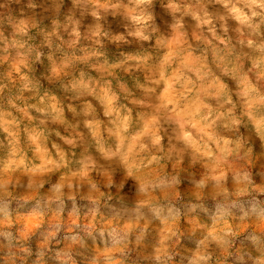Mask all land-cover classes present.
Listing matches in <instances>:
<instances>
[{
  "label": "rangeland",
  "instance_id": "374dc122",
  "mask_svg": "<svg viewBox=\"0 0 264 264\" xmlns=\"http://www.w3.org/2000/svg\"><path fill=\"white\" fill-rule=\"evenodd\" d=\"M227 11L0 0V264H264V25Z\"/></svg>",
  "mask_w": 264,
  "mask_h": 264
},
{
  "label": "clouds",
  "instance_id": "9594fccd",
  "mask_svg": "<svg viewBox=\"0 0 264 264\" xmlns=\"http://www.w3.org/2000/svg\"><path fill=\"white\" fill-rule=\"evenodd\" d=\"M137 4L151 5L153 0H136ZM210 5L221 4L227 11L226 15L219 16L218 20L221 22L224 30L227 31V19L232 16L240 20L253 32L259 33L261 25H264V0H207ZM195 19L200 20L201 23H211V17L205 11L202 16H194ZM166 23V22H165ZM148 34L140 33L139 38L144 43H150L151 37L155 29L151 26L144 29ZM251 44V41H249ZM253 211L255 209L253 208ZM253 241L255 236L249 237Z\"/></svg>",
  "mask_w": 264,
  "mask_h": 264
}]
</instances>
